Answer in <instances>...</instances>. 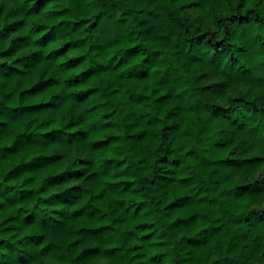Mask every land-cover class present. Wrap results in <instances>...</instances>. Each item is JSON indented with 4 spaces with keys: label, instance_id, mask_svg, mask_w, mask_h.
I'll return each instance as SVG.
<instances>
[{
    "label": "trees",
    "instance_id": "16d2710c",
    "mask_svg": "<svg viewBox=\"0 0 264 264\" xmlns=\"http://www.w3.org/2000/svg\"><path fill=\"white\" fill-rule=\"evenodd\" d=\"M0 264H264V0H0Z\"/></svg>",
    "mask_w": 264,
    "mask_h": 264
}]
</instances>
